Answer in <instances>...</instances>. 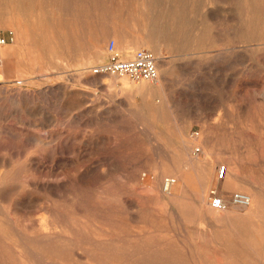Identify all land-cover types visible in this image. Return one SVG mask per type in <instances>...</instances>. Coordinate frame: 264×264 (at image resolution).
<instances>
[{
  "label": "rangeland",
  "instance_id": "374dc122",
  "mask_svg": "<svg viewBox=\"0 0 264 264\" xmlns=\"http://www.w3.org/2000/svg\"><path fill=\"white\" fill-rule=\"evenodd\" d=\"M0 32V264H264V0H0ZM110 41L159 94L91 74Z\"/></svg>",
  "mask_w": 264,
  "mask_h": 264
},
{
  "label": "built area",
  "instance_id": "2783aa9c",
  "mask_svg": "<svg viewBox=\"0 0 264 264\" xmlns=\"http://www.w3.org/2000/svg\"><path fill=\"white\" fill-rule=\"evenodd\" d=\"M14 42V36L12 33L4 35L0 32V48L12 44ZM108 51L110 53L109 59L91 69V74L94 76H114L127 78L128 80L140 83V82H157L159 79V74L157 70V59L156 57L147 50H137L131 58L127 60L119 59L118 55L115 53V42L110 41L108 44ZM191 140H196L198 134L192 132L189 136ZM195 154L200 152V148H194ZM224 175V169L219 172V177L222 178ZM173 184L172 179H166L163 183V191L167 192L171 185ZM210 205L218 210L225 208L224 203L218 199L214 194L209 197ZM250 197L245 194H235L232 197L231 204L240 207L247 208L250 205Z\"/></svg>",
  "mask_w": 264,
  "mask_h": 264
},
{
  "label": "bare ground",
  "instance_id": "6f19581e",
  "mask_svg": "<svg viewBox=\"0 0 264 264\" xmlns=\"http://www.w3.org/2000/svg\"><path fill=\"white\" fill-rule=\"evenodd\" d=\"M180 22V21H179ZM178 22V23H179ZM177 23V22H176ZM175 23V24H176ZM194 27V25H193ZM192 27V28H193ZM196 27V26H195ZM176 29V27H175ZM194 29V28H193ZM258 40V39H257ZM156 54L158 55V60L160 59V56H159V52H156ZM0 57H4V53L2 51H0ZM150 83V82H149ZM159 83V82H158ZM157 83V84H158ZM139 91L141 92V94L145 97H153V96H156L157 94H159V92H161L160 88H153L151 85L147 84V82H143L142 84H139ZM187 148V147H185ZM28 248V247H27Z\"/></svg>",
  "mask_w": 264,
  "mask_h": 264
},
{
  "label": "crops",
  "instance_id": "0c3cea01",
  "mask_svg": "<svg viewBox=\"0 0 264 264\" xmlns=\"http://www.w3.org/2000/svg\"><path fill=\"white\" fill-rule=\"evenodd\" d=\"M130 55H131V54H130V52H129L128 55L124 56V59H122V58H120V59H122V60H127V59L131 58Z\"/></svg>",
  "mask_w": 264,
  "mask_h": 264
}]
</instances>
